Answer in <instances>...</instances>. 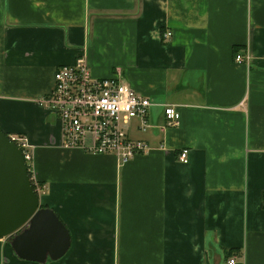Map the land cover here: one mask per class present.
I'll list each match as a JSON object with an SVG mask.
<instances>
[{
  "label": "crops",
  "instance_id": "1",
  "mask_svg": "<svg viewBox=\"0 0 264 264\" xmlns=\"http://www.w3.org/2000/svg\"><path fill=\"white\" fill-rule=\"evenodd\" d=\"M80 57L154 103L148 127L123 125L147 153L61 145L37 100ZM0 129L27 139L39 205L70 235L45 263L2 238L0 264H264V0H0Z\"/></svg>",
  "mask_w": 264,
  "mask_h": 264
},
{
  "label": "built area",
  "instance_id": "2",
  "mask_svg": "<svg viewBox=\"0 0 264 264\" xmlns=\"http://www.w3.org/2000/svg\"><path fill=\"white\" fill-rule=\"evenodd\" d=\"M170 37L171 32L163 34L166 40ZM234 61L244 63L248 57L236 53ZM37 104L48 109L59 122L64 148H80L92 154H113L123 164L149 151L143 141L129 139L123 125L137 119L142 128L148 127L147 113L154 103L123 83L119 70L112 77L97 78L92 75L86 60L77 58L70 65L56 68L53 89L38 98ZM163 107L164 127H177L180 114L176 107L171 104H163ZM8 138L21 150L32 187L39 196L44 188L31 175L32 154L27 139L22 135ZM187 156L188 149L183 148L178 159L186 163ZM227 264H236L235 258L228 259Z\"/></svg>",
  "mask_w": 264,
  "mask_h": 264
},
{
  "label": "water",
  "instance_id": "3",
  "mask_svg": "<svg viewBox=\"0 0 264 264\" xmlns=\"http://www.w3.org/2000/svg\"><path fill=\"white\" fill-rule=\"evenodd\" d=\"M19 258L45 263L70 246L67 228L55 212L39 205L21 150L0 129V239Z\"/></svg>",
  "mask_w": 264,
  "mask_h": 264
},
{
  "label": "trees",
  "instance_id": "4",
  "mask_svg": "<svg viewBox=\"0 0 264 264\" xmlns=\"http://www.w3.org/2000/svg\"><path fill=\"white\" fill-rule=\"evenodd\" d=\"M9 137V136H8Z\"/></svg>",
  "mask_w": 264,
  "mask_h": 264
}]
</instances>
